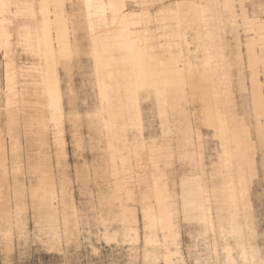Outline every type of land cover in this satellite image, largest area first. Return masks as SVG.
<instances>
[{"label":"bare ground","instance_id":"obj_1","mask_svg":"<svg viewBox=\"0 0 264 264\" xmlns=\"http://www.w3.org/2000/svg\"><path fill=\"white\" fill-rule=\"evenodd\" d=\"M244 1L247 0L179 1L176 3L175 19L181 34L176 36H171L165 30L158 29L162 25H166L167 19L159 21L154 18L153 13L150 14L151 11L149 12L147 8L148 0H138L139 10L136 12L126 10V0H36V6L33 5L34 3L22 1L24 7L15 10V13L18 14L17 18L31 17L34 19V25L21 28L18 32V43L23 53L30 55L34 63L28 70L18 69V66L16 67L7 56L3 69L4 108L9 142L7 152L11 162V171H6L1 178L2 184H0V204L3 212L8 215L13 208V214L23 215L27 211L28 200L36 210L46 209L54 204L57 192L51 175V167L48 165L47 156L43 151L45 143L41 142L42 148L39 149L37 157L34 156L37 160L34 163L29 161L30 163L26 164V172L38 181V184L35 186L32 184L27 192L25 184L20 179L23 173L19 157L21 142L19 143L14 134V126H17L16 121H19L17 117L21 107L32 108L42 113L41 117L30 118L31 128L34 124L44 134L51 126L54 130V159L56 158L59 163L65 158L62 125L65 114L60 106L57 67L61 60H68L73 54L80 52L77 37L71 41L70 33L72 32L75 36L77 31L83 27L89 41L86 54L92 62L94 71L99 105L97 120L101 124V132L106 137L103 139L107 140L105 149L109 156L108 164L116 191V201L122 200L120 193L122 182L129 183L131 186L135 181L133 180L135 176H142L147 172L145 169L147 163L144 164L142 161L140 157L142 155L137 150L128 148L127 150L123 143L126 128L128 126L133 128L135 124L131 123L137 120L139 93L142 90L150 89L161 105H167L165 100L174 101L172 110L176 111L175 114L179 120L178 130L185 138L180 139L177 148L183 154L186 147L191 145V132L184 108L185 95L184 88H182L186 86V90L191 92V99H196V102L201 104L202 121L213 132V137L219 145L220 154L212 169L209 181L217 186V195L212 197L209 194L205 178L189 179L182 184L185 205L190 209V214L192 212L193 215L195 214L194 217L205 221L211 229L213 228L212 213L215 210L218 236L222 244L221 254L223 253L227 263L235 264L234 240L238 233L235 217L247 197L248 181L239 133L235 127V116L229 109V93L223 88L224 82L228 78V66L231 64L228 61L226 46H223L221 39L224 24L240 29L243 35L252 118L259 124L264 117V19L259 18L261 7L259 4L255 6V9H252V15L249 16ZM0 3L11 4V0L8 2L0 0ZM67 5H69L70 13H67L65 9ZM7 21V18H3V14H0V33L5 32L8 38ZM159 31L161 33H157ZM7 38L2 40L0 37V48L7 50ZM158 38L162 41H159ZM18 77L35 79V81H32L30 88L18 87ZM193 115H195L194 112ZM138 120L140 119L138 118ZM69 122L73 128V143L78 147L81 142L78 135V119L72 118ZM38 134L40 133L38 132ZM141 136L143 135L141 134ZM195 136L196 139H199V132H196ZM124 142H126V137ZM148 151L150 158H153L150 160V167L153 170L151 179L157 203V214L152 216L149 212H144L145 227L148 230V235H145L147 238L144 237V240L146 238L147 245L155 246L159 241L156 240V232L160 231L163 234L164 244L171 248L174 243V223L172 204L167 203L171 198H168L167 193L164 194L161 191L158 177L161 170L160 164H165L167 160H170L173 152L169 142L158 147H149ZM32 160L34 161V159ZM10 175L11 183L9 182ZM65 179L66 177L63 176L59 184L61 195H63ZM126 209H121L122 225L126 231L134 233L136 237V232H138L136 229L137 216L134 212L136 210ZM44 217V220L47 221V216ZM7 223L9 227L5 232L3 231V236L9 239L12 233L10 224L13 222L8 221ZM212 233L214 234V231ZM63 234H66V231ZM105 240L113 241L114 237L106 236ZM156 248H158L157 245ZM155 251L157 250L155 249ZM174 255L177 258V255ZM241 255L245 258L243 252Z\"/></svg>","mask_w":264,"mask_h":264},{"label":"rangeland","instance_id":"obj_2","mask_svg":"<svg viewBox=\"0 0 264 264\" xmlns=\"http://www.w3.org/2000/svg\"><path fill=\"white\" fill-rule=\"evenodd\" d=\"M4 1L8 2L9 0ZM22 1L34 3L33 5L36 6V0H11V4H7L10 7L5 8L3 13V18L8 20L6 32L9 37L7 38L5 32L0 33L2 40L8 39L7 50L0 48V184H2L1 178L6 171H11L10 157L7 152L9 142L4 108L3 69L6 57L8 56L14 65L18 66V69L28 70L34 63L33 58L23 53L18 43V32L21 28L34 25V19L31 17L17 18L18 14L15 13V10L24 7ZM126 1L127 11L136 12L139 10L138 0ZM179 1L181 0L178 2L177 0H148L147 8L149 12L151 11L150 14L153 13L154 18L159 21L164 18L167 19L166 25H162L158 29L160 31L165 30L171 36L181 34L175 19L176 3ZM149 3L153 4L152 7ZM258 4L261 6L259 18L264 19V0L244 1L249 16L252 15V9H255ZM65 9L67 13H70L69 5ZM78 21L80 23V20ZM160 31L157 33H161ZM74 37H77L80 52L73 54L68 60H61L57 67L60 106L65 114L62 123L65 160L63 159L58 163L56 158L54 159V130L51 126L46 131L47 134L39 131L34 124L32 128L30 126V118L41 117L43 116L42 113L32 108L21 107L17 117L19 121H16L17 126H14V134L19 143L21 142L19 157L21 166H23V173L20 179L25 184L27 192L30 186L32 184L33 186L37 185L38 181L26 172V164L34 163L37 160L36 157L39 149L42 148L41 142H43L47 146H44L46 149L43 147V151L47 156V163L51 167V175L57 192L56 198L52 206L40 210L34 209L33 204L28 200L27 211L23 215L13 214L14 209L11 208L8 216L3 212L0 204V220L2 221V224L0 223V236H2L0 237V264H229L225 261L223 253L221 254L222 250L220 251L222 244L218 236L215 210H213L215 214L212 213L213 228L211 229L205 221L194 217L195 214L193 215L192 212L191 216L190 209L185 205L182 192V184L186 180L205 178L204 181H207L205 183L206 187L209 188V194L214 197L218 193L217 186L209 183V181L220 149L213 137V132L202 121L201 104L196 102V99H191V92L186 90V86L182 87L185 95L184 108L191 132V145L187 146L182 154L177 145L180 139L185 138L178 130L179 120L175 114L176 111L172 110L174 101L165 100L167 105H161V102L157 100L150 89L142 90L139 93L137 120L131 123L132 125L135 124L133 128L129 126L128 129L126 128L123 143H125L126 149L137 150L142 155L140 156L142 161L144 164L147 163L145 164L147 172L142 176H135L133 179L135 181L131 186L129 183L122 182L120 189L122 200L117 202L108 164L109 156L105 149L107 140L103 139L106 137L101 132V124L97 120L99 105L92 62L86 54L89 45L87 32L82 27L75 36L72 32L70 33L71 41ZM221 39L223 46H226L228 61L231 63H228V78L224 82L223 88L229 93V109L235 116V127L239 133L248 181L247 197H245L235 217L238 233L234 240V263L264 264V128L262 129L264 117L259 124L252 118L248 73L243 50L244 38L240 29L224 24ZM158 40L162 41L159 38ZM32 81L35 79L17 78L18 87L30 88ZM188 102L189 104L191 102L192 107ZM192 110L195 115H193ZM72 118L78 119V135L81 140L78 145L79 148L74 145L72 139L73 128L69 122ZM26 131L30 132L25 133ZM196 132H199V139L195 138ZM192 134H194L193 138ZM125 137L126 142H124ZM167 142H169L173 153L170 160L162 164L163 166L161 164L159 166L161 170L159 169L160 176L158 178L160 180L158 179V184H160L161 191L164 194L167 193L168 198H171L167 201L168 204H172L174 223V243L171 248L164 244L163 234L160 231L156 232V240L159 241L156 242L155 246L152 247L145 243L148 230L145 227L144 219L145 211L152 216L157 214V203L151 179L153 170L150 167V160L153 158H150L148 150L149 147H158ZM127 144H129L128 147ZM27 156L29 157L26 158ZM147 156L148 158H146ZM202 168L204 169L202 170ZM63 176L66 177V181L63 182V195H61L59 184ZM9 180L11 183V175ZM11 205L14 206L13 199ZM121 209L136 210L134 211L137 216L136 229L138 232H136V237L134 233L126 231L122 225ZM45 215L47 221L44 220ZM195 218L198 219L197 222ZM67 219L68 221H66ZM8 221L13 222L10 224L12 233L9 239L3 236V231L5 232L9 227ZM65 231L66 234H63ZM106 236H112L114 240L109 241V243L105 240ZM144 237H146L145 240ZM242 252L245 258L242 257ZM174 254L177 255V258ZM162 256H165L166 259Z\"/></svg>","mask_w":264,"mask_h":264},{"label":"snow or ice","instance_id":"obj_3","mask_svg":"<svg viewBox=\"0 0 264 264\" xmlns=\"http://www.w3.org/2000/svg\"><path fill=\"white\" fill-rule=\"evenodd\" d=\"M8 7H10V6L9 5H4L3 3H0V14H3V10L5 8H8Z\"/></svg>","mask_w":264,"mask_h":264},{"label":"crops","instance_id":"obj_4","mask_svg":"<svg viewBox=\"0 0 264 264\" xmlns=\"http://www.w3.org/2000/svg\"><path fill=\"white\" fill-rule=\"evenodd\" d=\"M247 1H249V0H247Z\"/></svg>","mask_w":264,"mask_h":264}]
</instances>
